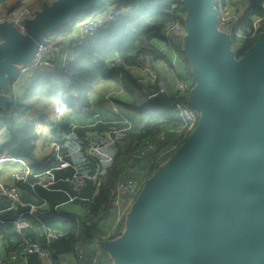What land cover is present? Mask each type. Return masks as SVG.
I'll return each instance as SVG.
<instances>
[{"label":"trees","instance_id":"obj_1","mask_svg":"<svg viewBox=\"0 0 264 264\" xmlns=\"http://www.w3.org/2000/svg\"><path fill=\"white\" fill-rule=\"evenodd\" d=\"M52 1L33 0L29 6L36 11L44 2ZM263 1L223 0L224 5L241 13L233 33L229 34L237 57L244 55L264 33V21L257 31L254 30L255 19L263 15ZM115 4L122 5L123 12L93 34L87 35L81 43L52 52L54 65L19 73L7 90L0 89V92L11 97L6 107L0 106V158L15 157L30 163L33 171L29 181L17 184L21 201L35 206L33 212H25L29 227L19 233L12 222L18 215L16 209L11 208L8 199L0 197V218L4 220L0 235L5 240L7 256L22 251L30 243L38 242L55 260L61 254L72 252L79 264H93L95 257L96 264H113L104 246L102 254L97 256L94 241L96 238H100L101 242L116 238L125 230V218L109 236L103 233L99 224L103 213L112 206L119 180L133 177L126 169L140 161L141 158L135 154L149 142H155L154 149L149 150L151 157L147 165H144L141 175H136L142 188L144 182L192 132L184 126L183 114L174 102L176 98L189 102L190 90L196 83L183 47L176 46V50L184 64L182 79L189 86L185 90L178 88L170 92L165 88L160 91L159 83H164L160 75L155 82H151L138 77L134 71L135 67L159 71V60L163 58L168 60V64L171 63L153 42L156 39H168L166 28L169 22L178 20L185 26L186 8L183 0H105L101 7L80 11L70 23L51 31L47 35L48 42L55 43L68 37L78 20L96 12H104ZM14 8L7 6V0H0V14ZM172 43L176 44L174 40ZM17 78L20 79L19 83ZM98 80L120 84L124 96L114 92L108 98L122 108L129 123L119 121L121 117L118 113L115 119L108 121H97L90 117L88 110L94 103L92 91ZM53 107H56V114L66 111V115L50 120L52 133L65 138L71 135L83 148L86 145L84 137L89 131L104 132L113 125L129 126L123 139L105 148L112 159L99 161L98 158L90 157L93 168L89 175L96 174L97 178L87 180L79 191L80 196L77 194L78 197L73 200L85 203L83 214L56 209L60 203L68 201L67 192L77 193L62 179L73 173L72 167L55 169V175L60 179L56 186L65 192L47 189L36 183L37 173L57 165V160L50 157L40 166L37 157V141L41 135L39 124L45 123L44 118ZM90 182L96 186L94 194L82 199L83 188ZM48 231L60 234L51 237Z\"/></svg>","mask_w":264,"mask_h":264},{"label":"water","instance_id":"obj_2","mask_svg":"<svg viewBox=\"0 0 264 264\" xmlns=\"http://www.w3.org/2000/svg\"><path fill=\"white\" fill-rule=\"evenodd\" d=\"M217 0H183V49L199 120L148 178L120 236L103 246L114 264H264V33L241 57L218 27ZM105 0L44 2L21 33L0 21V89L39 42ZM122 66L123 63H120ZM10 95L0 92V106ZM32 209L19 203L17 214Z\"/></svg>","mask_w":264,"mask_h":264},{"label":"built area","instance_id":"obj_3","mask_svg":"<svg viewBox=\"0 0 264 264\" xmlns=\"http://www.w3.org/2000/svg\"><path fill=\"white\" fill-rule=\"evenodd\" d=\"M32 1L33 0H19L18 6L16 8L9 12L0 14V21L11 22L18 29V31H20L21 33H26L27 21L35 15V10L29 6ZM217 5L219 12V29L228 34H232L235 25L241 18V13L235 10L233 7L228 6L227 4L224 5L223 0H218ZM123 10L124 7L122 5H111L104 12H96L78 20L73 27V31L68 37L60 39L55 43L39 42L36 47V51L32 61L28 64L20 65V73H26L34 68H43L46 66L54 65L53 57L51 56L52 52L60 51L66 46H74L78 43H81L87 35L93 34L97 29L105 26L108 21L117 18L123 12ZM263 21L264 1L263 15L255 19V31L258 30ZM185 34L186 28L180 23V21L174 20L168 23L166 28V37L170 39H179L183 38ZM149 71V74L144 80H150L151 82H155L158 79V74L152 69H149ZM188 87L189 86L185 80H183L182 78L179 79L178 88L180 90H185ZM159 88L160 91L165 90V84L160 82ZM174 102L183 114V118L185 121L184 126L188 130H193L198 123L199 112L189 102L185 100L176 98ZM113 109L120 115L121 119L119 121L122 120L125 123L130 122L127 116L121 113L116 105H113ZM128 128L129 126L119 127L117 125H113L110 129L104 132H87L84 139L86 142L85 149L88 155L90 157L98 158L99 161L112 159V156L106 152L105 148L108 145L123 139L126 135V131L128 130ZM155 145V142H149L145 147L139 150L135 154V156L137 158L144 157L149 150L154 149ZM77 146L78 149L82 148V145L80 143ZM42 148L47 158L51 157L57 160V165L41 173H37V184L47 189H55L62 192L64 191V189L60 187L57 188L56 186L57 182L60 179L56 177L55 169L72 167L73 173L62 179L64 180V182L69 183L72 186L73 190L77 192L76 194H70L67 192L68 201H73L78 197V195L80 196L79 191L85 185L87 180H96V174L89 175L86 173H82L78 168L73 165V163L68 159V154L65 153L63 149V144L60 140L53 139L47 141L43 144ZM3 159L4 158H0V161ZM13 159L15 158L13 157ZM19 160L21 161L22 167L20 169L14 170V172L12 173V177L14 178L15 182L9 183L4 181L0 174V197L8 199L11 202V208L15 209L17 208L19 203H22L20 188L17 183L29 181V176L33 171L31 165L27 161L23 159ZM140 190V181L135 177H123L119 180L112 201V206L116 211L117 224L113 227L111 233L106 236L113 234L118 229L120 222L123 220V218L126 217L127 212L130 210L131 205L137 198V195H139ZM81 198L85 199L84 197ZM30 211L33 212V206ZM3 222L4 220L0 218V226ZM12 222L16 231L19 233H22L25 228L29 227V220L25 216V212L19 213L16 218L12 220ZM59 234L60 232L57 231H48V235L51 237H57ZM103 241L101 242L100 238H96L94 241L97 256L102 254ZM35 253L46 254L45 249H43L38 242L26 245L25 248L20 252L12 253L11 255L6 257H1L0 264H11L12 261L26 258L27 256ZM96 259L97 257H95L93 264H96Z\"/></svg>","mask_w":264,"mask_h":264},{"label":"crops","instance_id":"obj_4","mask_svg":"<svg viewBox=\"0 0 264 264\" xmlns=\"http://www.w3.org/2000/svg\"><path fill=\"white\" fill-rule=\"evenodd\" d=\"M18 3L19 0H7V6H9L10 8L16 7ZM172 40L176 42L175 45L172 43ZM153 43H155L162 49V51L166 54V57L171 60V63L168 64V60L163 58L159 60V71L148 67H135L134 71L136 72L138 77L146 79V76L150 72L149 69L155 70V72L160 75V78L164 81L165 88L168 91L173 92L178 89L179 79L183 78L181 76V72H183L184 70V64L179 57L178 51L176 50V46L183 47L184 37L179 39L168 38L167 40L156 39ZM17 81L19 83L20 79L17 78ZM114 92L117 95H120L122 97L124 96L120 84L116 82L98 80L95 83V87L92 91L94 103L93 106L88 110V114H90L91 118H94L97 121H108L115 119L117 117L118 112L113 109V105H116L121 113L124 112L122 108L114 102L113 99L111 100L110 98H108V95H111ZM65 115L66 111H63L60 114H56V107H53L51 111L47 114V116L44 118L45 123L39 124V126L41 127V135L37 141V157L39 159L38 163L41 166L47 162V157L45 156V153L42 148L43 144L47 141L58 138L60 141H62L63 149L65 153L68 154L67 157L74 164V166L84 173L92 174L91 169L93 168V160L88 155L85 147L78 149L77 145L79 143L71 135L65 138L62 137V135H55L54 133H52L50 120L54 117L60 118ZM37 118L40 119V116L37 115ZM149 152L150 151H148L146 155L140 159V161L135 162L134 164H132L131 167L126 169V172L130 174V176L136 178V175H141L142 171L144 170V165H147L151 157ZM1 158H4L0 161V174L2 179L9 183L15 182L14 178L12 177V173L14 172V170L20 169L22 167L21 161L17 158ZM95 187L96 186H94V183L90 182L83 188V196L85 199H88L90 196H93ZM56 209H63L69 213L77 212L81 214H83L86 210L85 203H83V201H64L60 203ZM33 210H35V206H33ZM99 224L105 235L111 233L113 227L117 224L116 211L113 206H111L109 210L103 213L102 217L99 220ZM6 256L7 255L5 251V240L0 235V258ZM11 264H79V261L75 254H73L72 252L61 254L55 260L52 257L51 253L47 251L46 254H31L26 258L12 261Z\"/></svg>","mask_w":264,"mask_h":264},{"label":"rangeland","instance_id":"obj_5","mask_svg":"<svg viewBox=\"0 0 264 264\" xmlns=\"http://www.w3.org/2000/svg\"><path fill=\"white\" fill-rule=\"evenodd\" d=\"M220 30H221V29H220ZM232 49H233V48H232ZM162 164H164V163H162ZM160 166H161V165H160ZM160 166H159V167H160ZM159 167H158V168H159ZM155 172H156V171H155ZM147 180H148V179H147ZM147 180H146V181H147ZM146 181L144 182L143 186L145 185ZM141 189H142V188H141ZM140 192H141V191H140ZM137 197H138V196H137Z\"/></svg>","mask_w":264,"mask_h":264},{"label":"clouds","instance_id":"obj_6","mask_svg":"<svg viewBox=\"0 0 264 264\" xmlns=\"http://www.w3.org/2000/svg\"><path fill=\"white\" fill-rule=\"evenodd\" d=\"M11 158H13V157H11ZM15 158V157H14ZM18 159V158H17ZM23 203V202H22ZM30 211V210H29ZM26 212V211H25Z\"/></svg>","mask_w":264,"mask_h":264}]
</instances>
